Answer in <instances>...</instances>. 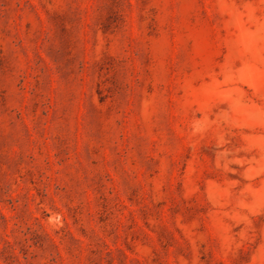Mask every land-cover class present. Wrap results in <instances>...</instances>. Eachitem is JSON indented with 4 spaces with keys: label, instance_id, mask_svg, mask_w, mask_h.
<instances>
[{
    "label": "rangeland",
    "instance_id": "1",
    "mask_svg": "<svg viewBox=\"0 0 264 264\" xmlns=\"http://www.w3.org/2000/svg\"><path fill=\"white\" fill-rule=\"evenodd\" d=\"M0 264H264V0H0Z\"/></svg>",
    "mask_w": 264,
    "mask_h": 264
}]
</instances>
